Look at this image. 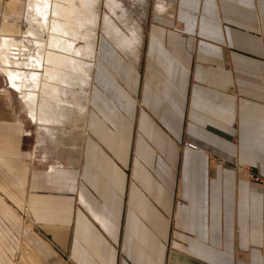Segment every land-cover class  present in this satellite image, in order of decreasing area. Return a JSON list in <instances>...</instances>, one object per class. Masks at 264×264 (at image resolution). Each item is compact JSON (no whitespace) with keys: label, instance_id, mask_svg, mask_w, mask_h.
Masks as SVG:
<instances>
[{"label":"crops","instance_id":"0c3cea01","mask_svg":"<svg viewBox=\"0 0 264 264\" xmlns=\"http://www.w3.org/2000/svg\"><path fill=\"white\" fill-rule=\"evenodd\" d=\"M159 4L135 59L107 42L113 54L94 62L72 158L40 155L35 125L0 88L11 263L264 264V186L245 172L264 177V0Z\"/></svg>","mask_w":264,"mask_h":264},{"label":"bare ground","instance_id":"6f19581e","mask_svg":"<svg viewBox=\"0 0 264 264\" xmlns=\"http://www.w3.org/2000/svg\"><path fill=\"white\" fill-rule=\"evenodd\" d=\"M96 2L24 0L18 6L26 21V29L21 35L36 46V55L26 54V57L19 56L20 52L16 51L27 46L24 38L16 37L14 19L8 10H0V74L17 92L29 120L54 144L64 143L74 129L80 131L78 138L82 139L83 115L66 103L63 92L65 86L70 87V103L85 108L81 94L72 89L83 91L91 80L93 63L84 58L95 52ZM157 7L162 9L160 4ZM121 23L126 32L122 34L119 27L113 26L114 32L128 41L129 49L139 46L136 23L129 18H124ZM43 31L48 34L45 41L41 38ZM125 48L122 46V50ZM64 125L71 129L60 128Z\"/></svg>","mask_w":264,"mask_h":264},{"label":"rangeland","instance_id":"374dc122","mask_svg":"<svg viewBox=\"0 0 264 264\" xmlns=\"http://www.w3.org/2000/svg\"><path fill=\"white\" fill-rule=\"evenodd\" d=\"M24 0H0V10H8L10 12V15L14 19V24L16 27V37L23 39L24 44H26V48L24 49L22 47L19 48L20 50H16L19 56L22 57L21 54H23V57H26L27 55L34 56L36 55V46L31 43L27 37H24V34L21 35L26 29V21L23 18L22 11L19 10L18 6L20 4H23ZM96 17H95V22H96V27H95V33H94V45H95V52L88 56L85 57L84 60L88 61L90 60L93 63L94 67V62H96L99 58V56L102 54V57H105L106 53L105 51L113 54L112 51L108 49L106 46V43H109L120 53L124 55H129L133 56L131 59H135L134 57L137 56L138 48L140 46H135L132 49H129V44L128 41H125L123 37H120L118 33L114 32L113 26H117L120 28V31L122 34L126 32V28L124 25L121 23V20L124 18H129L130 20L134 21L136 23V29L135 32L138 36V38L141 40V34L143 31L144 27V21L146 16L148 15L149 10H157V6L159 4V0H97L96 2ZM10 18V19H12ZM0 19L2 20V15L0 13ZM9 21H12L10 20ZM90 30V29H89ZM84 31V30H82ZM117 36L118 38L116 39ZM41 38L42 40H46L48 38V34L46 31H43L41 33ZM83 41H88L87 39H84ZM136 45V44H135ZM47 46V45H46ZM122 46H126L127 48L122 50ZM24 52V53H23ZM25 54V55H24ZM27 54V55H26ZM99 63L101 64V60H98ZM44 73V72H43ZM92 76H93V70L91 73V80L89 83V86L86 87L85 89L78 90L73 88L72 92H77L81 94V100L84 102L85 108H79V106L70 103V98H71V91L70 87L65 86L63 94H65L66 98L65 101L69 106L73 105V109L78 112V114H82L83 118L81 123H84L82 125L83 128V134L82 137L84 136L85 133V127H86V122H87V115H88V103H89V91L90 88L92 87ZM0 88L3 90L9 89L8 91L12 90L13 91V97H12V102H13V108L17 112H23L24 116L27 117L29 120L28 116L26 115V108L21 102L17 92L9 85L8 80L6 77H4L2 74H0ZM25 117V118H26ZM13 119L19 121L18 116H13ZM30 121V120H29ZM34 124V123H33ZM36 127V130L34 132V135L37 139V152L49 158L50 160L54 161H66L69 158H72L73 155L76 153V151L79 148V130L74 129L71 131V133L68 135L67 139L64 141V143L60 144H54L44 133L41 131V129L38 127V125L34 124ZM60 128L64 129H71L69 125H64L61 126ZM35 129V128H34ZM182 146V145H181ZM6 147L4 145H1L0 148V155H11L13 153V149H5ZM0 169H2V165L0 164ZM248 169V167H247ZM3 171L6 172V170L3 168ZM247 176V175H246ZM248 178V176H247ZM250 181H252L250 178H248ZM254 182V181H253ZM257 183V182H256ZM263 185V184H262ZM264 186V185H263ZM14 201V199H13ZM17 205L18 202H14ZM20 218V227L18 228V231L20 229V233L24 235L25 231L29 228L30 220L28 219L26 213H21L19 216ZM26 219H28L26 221ZM27 222V223H26ZM28 227V228H27ZM17 231V232H18ZM19 233V232H18ZM6 246H4V249ZM2 247H0V264H13L10 261V257L6 253L8 250H4ZM24 246L21 247L20 252L24 253ZM26 252V251H25ZM2 253V254H1ZM18 256L19 252L16 253V259L13 260L14 262L17 260L18 261ZM30 260V259H29ZM19 263V262H17ZM29 263H31L29 261ZM33 263V262H32ZM31 263V264H32ZM28 264V263H27ZM34 264V263H33Z\"/></svg>","mask_w":264,"mask_h":264},{"label":"built area","instance_id":"2783aa9c","mask_svg":"<svg viewBox=\"0 0 264 264\" xmlns=\"http://www.w3.org/2000/svg\"><path fill=\"white\" fill-rule=\"evenodd\" d=\"M181 145H182V147L190 148V149H193V150L198 149V145L197 144H195L193 142H190L188 140L182 141ZM218 162H221V161L219 160ZM245 172H246V175L248 176V178H250L252 181L264 185V177L254 173L252 168H248V169L246 168Z\"/></svg>","mask_w":264,"mask_h":264}]
</instances>
